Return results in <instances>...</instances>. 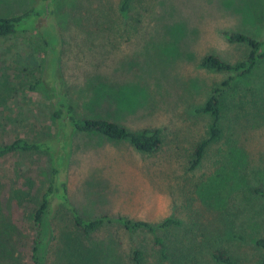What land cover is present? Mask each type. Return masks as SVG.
Instances as JSON below:
<instances>
[{
    "label": "rangeland",
    "instance_id": "rangeland-1",
    "mask_svg": "<svg viewBox=\"0 0 264 264\" xmlns=\"http://www.w3.org/2000/svg\"><path fill=\"white\" fill-rule=\"evenodd\" d=\"M121 2L0 0L1 16L31 12L19 31L0 36V143L26 137V123L44 113L48 101L24 82V73L38 72L54 46L52 60L78 114L164 132L162 147L152 154L125 141L77 132L67 185L80 212L153 223L176 216L182 225L158 233L168 242L182 240L180 247L190 249L192 262L186 264H219L211 255L216 247L229 250L238 264H256L261 251L255 239L264 236V197L255 191L264 185V60L226 91L224 136L207 148L199 166L191 168V159L211 122L198 109L231 75L201 67V58L209 53L230 62L245 58L250 47L229 41L224 32L263 39L264 22L256 21L249 0H135L127 12ZM260 12L264 15V8ZM104 93L114 97L102 99ZM255 103L262 114H254ZM50 178L47 152L20 151L0 159L2 205L20 227L25 264H32L36 230L25 216L28 201L22 204L13 192L35 197ZM50 220L54 232L44 264H134V246L145 250V264L159 260L150 232L113 223L79 235L62 207Z\"/></svg>",
    "mask_w": 264,
    "mask_h": 264
},
{
    "label": "trees",
    "instance_id": "trees-1",
    "mask_svg": "<svg viewBox=\"0 0 264 264\" xmlns=\"http://www.w3.org/2000/svg\"><path fill=\"white\" fill-rule=\"evenodd\" d=\"M134 1L122 0L121 10L127 12ZM249 3L253 5L256 21L259 24L263 23L264 15H261L260 8H264V0H249ZM30 13L28 10L23 14L0 15V36H8L19 31L21 20ZM224 35L231 42L246 43L250 47V52L245 58L236 62L227 61L215 53L206 54L201 58V67L218 72H228L231 75L212 88L205 103L198 109L199 112L209 115L211 122L208 126L207 136L198 141L194 149L191 168L199 166L207 148L224 136L223 111L226 91L234 88L237 77L246 76L253 72L259 62L264 60V38L256 39L238 31H225ZM45 37L46 40H50L47 34ZM45 44L47 47L51 45L47 41ZM53 49L54 46H52V51H46L44 64L38 68L40 71L35 72L26 69L24 73V82L30 83L31 89L40 91L45 95L48 105L43 108L44 113L40 119L33 117L26 123V126H29V134L26 137L17 136L11 142L0 143V159L20 151H44L50 155L51 178L45 187L37 191L35 196L37 200L33 195L26 196L18 189L13 192V195L19 197L18 200H21L22 204L28 201L27 204L30 205L28 208L26 206L25 216L32 222L36 230L31 243L30 258L32 264H44L48 245L53 239L52 234L54 232L50 219L61 207L70 213L73 225L81 232L79 235H90L108 224L116 223L131 232L143 230L152 233L153 245L159 254L157 264H164L166 260H169L171 264H186L184 260H187L188 263L192 262L189 259L190 249L184 250L183 246L180 247L181 239L168 242L158 233L160 230L176 229L182 225V220L176 216H168L157 223L123 215L114 217L108 214H100L87 217L71 202L67 185L70 166L68 159L71 153V140L77 132L99 134L113 141H125L143 154L155 153L162 147L164 132L162 127L153 126L132 129L106 115L87 116L78 114L74 101L70 98L67 89H64L65 81L61 76V70L58 71V63L55 59L52 60L51 52ZM52 77H55L56 81L55 79L52 80ZM112 97L114 95L104 93L101 98L111 99ZM257 99L259 97H254L253 101L256 102ZM256 104H252L256 108L254 114L260 115L262 108L256 107ZM253 127H257V124H253ZM255 191L264 197V185L262 183ZM32 203L34 204L31 205ZM186 228L190 231L189 227ZM20 235V227L12 215L3 209L0 193V264H25L23 254L19 250ZM80 238L78 236L76 239L79 240ZM255 246L261 251L260 260L256 264H264V236L255 239ZM211 253L213 259L219 264H238L235 255L229 250L216 247ZM131 254L134 264L146 263L144 249L134 246Z\"/></svg>",
    "mask_w": 264,
    "mask_h": 264
}]
</instances>
